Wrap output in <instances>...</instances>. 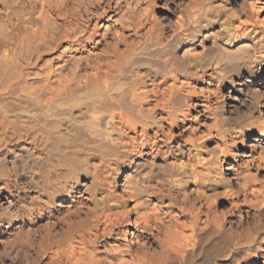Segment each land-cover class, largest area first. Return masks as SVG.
I'll use <instances>...</instances> for the list:
<instances>
[{"label": "bare ground", "instance_id": "bare-ground-1", "mask_svg": "<svg viewBox=\"0 0 264 264\" xmlns=\"http://www.w3.org/2000/svg\"><path fill=\"white\" fill-rule=\"evenodd\" d=\"M0 73V264H264V0H0Z\"/></svg>", "mask_w": 264, "mask_h": 264}, {"label": "rangeland", "instance_id": "rangeland-1", "mask_svg": "<svg viewBox=\"0 0 264 264\" xmlns=\"http://www.w3.org/2000/svg\"><path fill=\"white\" fill-rule=\"evenodd\" d=\"M49 18H51V19L49 20V24H50L49 26H51V24H52L51 22H53V24H54V23L56 24V26H55V24H54V26L52 25V26H51V27H52L51 29L49 28V30H48L49 32H50V31L52 32V31L54 30L55 27H61V26H62V24H61L62 21H60L59 19H54V16H53V15L50 16ZM52 19H54V20L52 21ZM58 20H59V21H58ZM58 22H59V23H58ZM58 24H59V25H58ZM49 26H48V27H49ZM25 48H26V50H27V49H30L29 46H28V47H25ZM177 55H178V53H177ZM4 78H5V74L0 73V80H2V79H4ZM220 209H221V206H219V207L217 206L216 211H217L218 214H219V212L222 213V212L224 211L223 209H221V210H223V211H221Z\"/></svg>", "mask_w": 264, "mask_h": 264}]
</instances>
